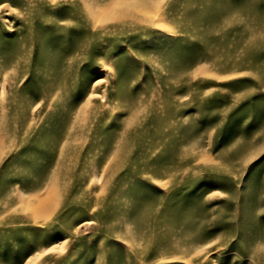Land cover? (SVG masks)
Masks as SVG:
<instances>
[{"label": "rangeland", "instance_id": "obj_1", "mask_svg": "<svg viewBox=\"0 0 264 264\" xmlns=\"http://www.w3.org/2000/svg\"><path fill=\"white\" fill-rule=\"evenodd\" d=\"M0 264H264V0H0Z\"/></svg>", "mask_w": 264, "mask_h": 264}, {"label": "bare ground", "instance_id": "obj_2", "mask_svg": "<svg viewBox=\"0 0 264 264\" xmlns=\"http://www.w3.org/2000/svg\"><path fill=\"white\" fill-rule=\"evenodd\" d=\"M2 1V0H1ZM12 1V0H11ZM9 3V2H8ZM10 4V3H9ZM33 12V11H32ZM50 14V13H49ZM95 22V21H94ZM83 23V22H82ZM110 33V32H109ZM96 67V66H95ZM104 70V69H103ZM94 71V70H93ZM95 82V81H94ZM99 84V83H98ZM57 85V84H56ZM91 85V84H90ZM58 89V88H57ZM87 94V93H86ZM32 95V94H31ZM70 96V95H69ZM85 97V96H84ZM83 97V98H84ZM36 98V97H35ZM81 99H82V97H81ZM34 101V100H33ZM78 103V102H77ZM97 103V102H96ZM33 104V103H32ZM80 104V103H79ZM69 105V104H68ZM73 105V104H72ZM75 106V105H74ZM76 107V106H75ZM41 116V115H40ZM35 120V119H34ZM64 130V129H63ZM62 130V131H63ZM67 133V132H66ZM59 135H60V133H59ZM61 140V139H60ZM59 141V140H58ZM59 144H61V143H59ZM57 154V153H56ZM116 154V153H115ZM113 157V156H112ZM19 185V184H18ZM44 186V185H43ZM25 189V188H24ZM47 189H48V187H47ZM28 190V189H27ZM29 191V190H28ZM31 191V190H30ZM46 191V190H45ZM49 191V190H48ZM24 192H26V191H24ZM35 192V191H34ZM79 192V191H78ZM32 193V192H31ZM52 193V192H51ZM51 193H50V195H51ZM27 194V193H26ZM49 194V193H48ZM45 196V195H44ZM38 197V196H37ZM41 198H43V197H41ZM68 206V205H67ZM66 208V207H65ZM10 225V224H9ZM42 226V225H41ZM60 237V236H59ZM42 246H44V245H42ZM39 247V246H38ZM36 253V252H35ZM34 260V259H33ZM31 262V261H30Z\"/></svg>", "mask_w": 264, "mask_h": 264}]
</instances>
